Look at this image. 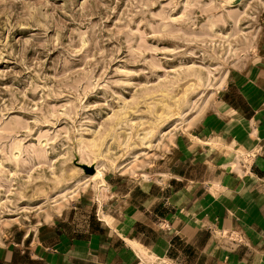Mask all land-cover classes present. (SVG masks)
I'll use <instances>...</instances> for the list:
<instances>
[{
  "label": "rangeland",
  "instance_id": "rangeland-1",
  "mask_svg": "<svg viewBox=\"0 0 264 264\" xmlns=\"http://www.w3.org/2000/svg\"><path fill=\"white\" fill-rule=\"evenodd\" d=\"M259 70L264 0H0V251L109 229L155 245Z\"/></svg>",
  "mask_w": 264,
  "mask_h": 264
},
{
  "label": "crops",
  "instance_id": "crops-1",
  "mask_svg": "<svg viewBox=\"0 0 264 264\" xmlns=\"http://www.w3.org/2000/svg\"><path fill=\"white\" fill-rule=\"evenodd\" d=\"M254 73L241 92L248 113L232 107L227 138L213 137L211 149L222 152L214 179L168 202L163 239L148 245L123 229L53 241L30 235L20 249L2 248L0 264H264V72Z\"/></svg>",
  "mask_w": 264,
  "mask_h": 264
},
{
  "label": "water",
  "instance_id": "water-1",
  "mask_svg": "<svg viewBox=\"0 0 264 264\" xmlns=\"http://www.w3.org/2000/svg\"><path fill=\"white\" fill-rule=\"evenodd\" d=\"M83 168L85 169L87 174H94L96 171V169H95L96 167H94L92 165L91 166L83 165Z\"/></svg>",
  "mask_w": 264,
  "mask_h": 264
}]
</instances>
